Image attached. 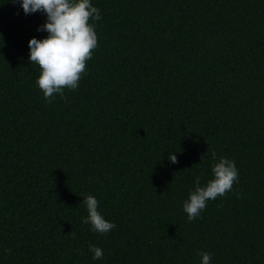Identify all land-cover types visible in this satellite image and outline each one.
<instances>
[{
	"label": "trees",
	"instance_id": "16d2710c",
	"mask_svg": "<svg viewBox=\"0 0 264 264\" xmlns=\"http://www.w3.org/2000/svg\"><path fill=\"white\" fill-rule=\"evenodd\" d=\"M91 3L87 74L49 104L28 47L46 15L0 0V264H264V0ZM212 152L239 181L189 221Z\"/></svg>",
	"mask_w": 264,
	"mask_h": 264
},
{
	"label": "clouds",
	"instance_id": "9594fccd",
	"mask_svg": "<svg viewBox=\"0 0 264 264\" xmlns=\"http://www.w3.org/2000/svg\"><path fill=\"white\" fill-rule=\"evenodd\" d=\"M11 2L16 3L17 0ZM20 6L25 14L39 11L46 15L45 23L37 31H44L47 36L42 39L32 37L28 42L29 63L37 64L41 70L35 83L49 104L57 94L66 99L65 89H78L79 81L87 74L86 61L92 59L93 51L98 47V36L92 21L102 19L100 10L92 5L91 0H20ZM205 155L209 153L202 154L201 161ZM210 155L214 161L212 178L201 186L200 177L196 176L195 188L183 203V211L189 221L200 216L209 200L225 196L239 181V169L233 160L225 156L217 157L215 152ZM167 159L171 163H179L174 153L169 154ZM239 195L237 193V197ZM83 203L88 215L82 223L90 224L92 231L104 235L116 227L98 211L99 201L95 196H85ZM89 251L94 254V260L103 258L99 247L90 244ZM198 255L201 257L200 264H211L210 252L201 251Z\"/></svg>",
	"mask_w": 264,
	"mask_h": 264
}]
</instances>
